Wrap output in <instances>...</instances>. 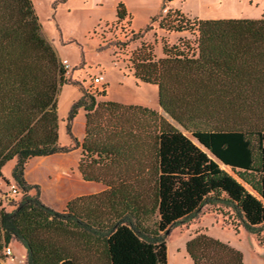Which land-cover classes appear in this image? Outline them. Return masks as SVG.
Here are the masks:
<instances>
[{
  "label": "trees",
  "instance_id": "16d2710c",
  "mask_svg": "<svg viewBox=\"0 0 264 264\" xmlns=\"http://www.w3.org/2000/svg\"><path fill=\"white\" fill-rule=\"evenodd\" d=\"M116 17L131 22L124 2ZM154 22L166 33L196 36L194 46L163 40L161 57L146 41L131 51L128 73L157 88L162 112L97 101L80 89L67 132L76 142L71 123L83 108L79 170L106 189L57 211L42 201L39 185L28 183L25 169L31 158L72 149L59 142L58 100L65 84L77 82L66 76L34 1L0 0V180L9 186L0 198V264L12 240L26 248L28 264H168L167 231L215 203L260 236L264 12L257 19H191L170 9L132 33L143 37ZM9 161L13 182L3 174ZM8 195L16 201L7 203ZM186 252L193 264H243L241 251L203 231L187 241Z\"/></svg>",
  "mask_w": 264,
  "mask_h": 264
},
{
  "label": "rangeland",
  "instance_id": "374dc122",
  "mask_svg": "<svg viewBox=\"0 0 264 264\" xmlns=\"http://www.w3.org/2000/svg\"><path fill=\"white\" fill-rule=\"evenodd\" d=\"M33 1L43 29L55 38V45L60 49V54L57 50L59 56L67 58L72 65L66 76L77 82L74 86L79 90H87L94 94L97 101H121L127 95L144 96V92L133 85L131 78L129 81H123L119 71L120 68L128 73L131 51L139 46L141 41L152 43L157 55L162 51L163 40L169 45L185 41L192 46L195 45V35L187 31L173 32L168 33L171 35L169 38L164 34L166 32L159 28L158 22H154L152 28L143 37L134 36L132 30L138 31L148 25L151 21L149 15L157 6L158 14L165 15L170 10L167 9V3L166 7L162 8L165 0ZM177 1L184 9L182 12L191 19H257L264 12V0ZM120 2L131 7V22L129 18L122 22L115 21L116 8ZM164 9L167 11L164 12ZM124 42H127L125 47L122 46ZM71 69L76 70V77L73 76ZM100 74L106 78L104 85L94 82V77ZM104 87H107V96L101 95ZM69 99L68 95L62 97L61 112L68 107ZM156 110L162 112L160 107ZM210 156L213 157L211 153ZM12 166L13 161H9L3 168L4 177L10 178L11 182L13 179L11 173L9 176V172ZM221 167L231 172L224 164H221ZM8 187L3 181V188L8 191ZM15 201L10 195L6 197L7 203ZM221 226L224 228L222 229ZM227 227H235L238 231L228 230ZM202 228H207L208 235H219L241 251L243 264H264V225L259 228V236L258 232L242 226V219L232 208L220 203L205 205L195 216L184 219L169 229L170 232L166 233L171 251L169 264H193L186 252V243L190 239L189 236L202 231Z\"/></svg>",
  "mask_w": 264,
  "mask_h": 264
},
{
  "label": "crops",
  "instance_id": "0c3cea01",
  "mask_svg": "<svg viewBox=\"0 0 264 264\" xmlns=\"http://www.w3.org/2000/svg\"><path fill=\"white\" fill-rule=\"evenodd\" d=\"M126 5V4H125ZM129 12L132 14L131 7L126 5ZM158 6L153 12L150 13L149 19L153 16L158 15ZM167 9H179L183 11L181 3L177 0H168L167 1ZM37 10V9H36ZM184 12V11H183ZM189 15V14H187ZM45 35L51 42L54 44L55 48L58 50L60 54V49L55 45V38L51 37L44 29ZM163 32V31H162ZM167 37L171 38V35L168 33ZM158 56H162V52L158 53ZM61 59H67L60 55ZM69 61V60H68ZM70 63V61H69ZM70 68L72 65L70 64ZM73 76L76 77L75 69H71ZM119 71L122 74L123 81H129L130 78L133 81V85L136 86L139 90L144 92L143 97L139 96H125L121 99L122 103L129 104H138L142 106H146L149 108L158 109V91L154 85L145 84V83H137L135 77L130 73H125L122 69L119 68ZM104 77V81H105ZM109 83V81L107 80ZM65 95H68L70 98L68 107L64 112L60 111L61 99ZM81 96L80 90L72 85L65 84L62 87V90L59 94L58 100V113H59V142L62 146H70L72 149L68 152H59L48 156L34 157L31 158L26 165L25 169V178L30 184H36L40 187V195L42 201L54 208L57 211H64L66 209L67 202L75 197L81 195H88L99 193L106 189L105 184L102 182L96 181H87L83 179V176L79 170V162L82 156V142L85 137V127H86V116L85 110L80 108L75 118L71 123V133L74 139L67 132V117L69 114V110L74 102H76ZM13 161V166H14ZM12 166V168H13ZM12 173V169L9 172ZM10 181V178H6ZM13 182V180H12ZM0 194L2 195V191L5 192L3 188V181L0 180ZM204 221V219H203ZM216 224L217 221L214 220ZM219 225V224H218ZM222 229L224 228L221 226ZM226 229L232 230L229 227ZM203 232L208 233L207 228H202ZM195 234L189 236L191 238ZM214 238L220 239L224 242L230 244L229 241H225L219 235H211ZM168 242V241H167ZM12 254L10 256H6L7 263L5 264H28L27 261V250L26 248L18 241L12 240L9 244ZM170 245L168 243V264L170 262Z\"/></svg>",
  "mask_w": 264,
  "mask_h": 264
},
{
  "label": "built area",
  "instance_id": "2783aa9c",
  "mask_svg": "<svg viewBox=\"0 0 264 264\" xmlns=\"http://www.w3.org/2000/svg\"><path fill=\"white\" fill-rule=\"evenodd\" d=\"M166 11H167V9H164V12H166ZM62 62H63V65H64L65 69L68 71L69 68H70V63H69V61H68L67 59H64V60H62ZM94 81H95V82H101V81H104V75H103V74H100V75L95 76ZM11 189H12V192H13V193H16V192H17V188H16V186L12 185V186H11ZM4 254H5L6 256H10V255L12 254V250H11L10 246H7V247L5 248V250H4Z\"/></svg>",
  "mask_w": 264,
  "mask_h": 264
},
{
  "label": "water",
  "instance_id": "95a60500",
  "mask_svg": "<svg viewBox=\"0 0 264 264\" xmlns=\"http://www.w3.org/2000/svg\"><path fill=\"white\" fill-rule=\"evenodd\" d=\"M169 232H170V230L167 231V233H169Z\"/></svg>",
  "mask_w": 264,
  "mask_h": 264
},
{
  "label": "bare ground",
  "instance_id": "6f19581e",
  "mask_svg": "<svg viewBox=\"0 0 264 264\" xmlns=\"http://www.w3.org/2000/svg\"><path fill=\"white\" fill-rule=\"evenodd\" d=\"M186 263V262H185Z\"/></svg>",
  "mask_w": 264,
  "mask_h": 264
}]
</instances>
